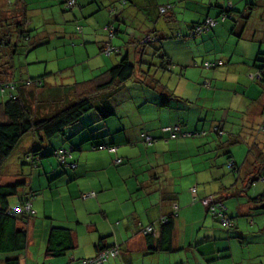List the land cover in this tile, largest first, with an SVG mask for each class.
Segmentation results:
<instances>
[{
    "label": "crops",
    "instance_id": "1",
    "mask_svg": "<svg viewBox=\"0 0 264 264\" xmlns=\"http://www.w3.org/2000/svg\"><path fill=\"white\" fill-rule=\"evenodd\" d=\"M43 1L26 0L30 29L42 26L35 33L42 45L58 39L64 45L82 41L92 49L83 54L65 49L59 56L55 51L54 69H34L39 62L26 64L30 50L9 56L0 45V82L15 85L0 90V121L9 96L19 99L33 120L82 98L92 109L63 136L48 141L23 136L2 167L0 185L24 183L8 200L11 208L36 194L32 216L17 225L27 237L19 263L79 264L102 248H115L117 255L104 264H264V210L254 201L264 192L258 178L264 169V132H259L264 83L250 77L259 67L255 59L264 58V0H77L69 14L55 8L59 0H50L54 5L43 9L53 7L52 16L69 17L62 22L42 17L36 5ZM10 5L0 0V7ZM167 5L171 9L160 14ZM110 8L116 11L112 15ZM228 8L232 20L220 21ZM206 18L217 24L189 38V29ZM107 24L115 30L110 40ZM105 43L119 52L103 55ZM124 56L134 74L126 82H111L109 70ZM59 57L75 65L62 67ZM203 62L221 65L204 69ZM27 79L41 85L27 86ZM167 126L203 134L169 139L160 131ZM142 135L153 143L146 145ZM96 144L110 145L115 153L91 150ZM75 147L80 150H71L64 163L52 153ZM33 150L42 157L30 159ZM230 160L234 170L227 167ZM207 197L223 203L232 228L223 229L208 215L201 204ZM173 212L170 235L161 242L159 221ZM149 225L153 238L140 233ZM52 227L69 231L73 245L57 258L46 254Z\"/></svg>",
    "mask_w": 264,
    "mask_h": 264
},
{
    "label": "trees",
    "instance_id": "2",
    "mask_svg": "<svg viewBox=\"0 0 264 264\" xmlns=\"http://www.w3.org/2000/svg\"><path fill=\"white\" fill-rule=\"evenodd\" d=\"M10 3L11 5L9 8L0 7V45L6 51H8L7 53H9V56H12L16 53L17 50L21 48L23 49L26 45V41L31 39L29 30L32 22H30V19H28L29 15L27 16L26 0H14ZM121 4H124V2L122 1ZM56 6H58V8L63 12L69 14L77 9V0H59ZM163 7L164 6H162L161 8ZM229 8L226 9L227 11L224 10L221 13H226L230 16ZM114 12H116L115 9L110 8L109 13L112 15L114 14ZM113 17H115V15L112 16V18ZM229 20H232L231 16ZM202 23L193 26L201 25ZM212 27H210L205 33H207ZM104 29L108 32V38L110 40L115 33L113 25L107 24ZM105 46H109L116 50V52L110 53L109 56L115 55L119 52L118 48L111 46L109 43H105L103 48L101 49V53L103 55H105L103 52ZM32 47L33 46L27 47V51ZM255 62H259V67H257L256 74H260L261 76L259 80H255L264 83V58L262 59L257 57L255 59ZM203 63L201 64L202 68H204ZM207 63L212 64L213 67L204 69H215L216 67H219L221 65V63L219 62ZM108 74L111 82L113 80H116L123 83L132 78L134 74V66L124 56L118 61L115 66L110 68ZM1 76L2 73L0 72V78ZM23 82H25V85L27 86L39 87L41 85V81L39 79H27ZM14 88L15 85H13L12 83L0 82V90L2 93L5 91V89L13 90ZM91 109V101L88 98H82L76 100L67 108H64L63 110L50 117L43 118L41 120H33L28 116L27 107L19 99L15 98L14 96H9V99L4 104H2L4 120L0 121V173L4 163L11 157L23 136L29 133L33 135L37 134L43 141H48L56 136H63L65 135L66 129L77 123L81 116L89 112ZM261 113L263 116L264 110ZM259 132L263 133L264 130H260L259 127ZM101 146L111 147L110 145L96 144L91 146V150H101ZM75 149L80 150V147L70 149L59 148L56 151H66L67 154H65L64 156L65 159V157L70 156L71 150ZM39 151L40 150L30 151L29 158L34 159L35 156L38 158L42 157V155L39 154ZM54 152L55 150L52 152L53 155H55ZM72 165H74L75 167L74 163L70 164L69 166L71 167ZM234 166L235 164L232 160H230L227 164V167L231 170H234ZM261 172L262 175H260L258 178H261L264 181V169H262ZM23 184V182L18 181L11 184L0 185V264H20L17 254L22 252L27 244L25 230L23 228H18L17 225L18 222L22 221L23 219L31 217L32 214H25L24 211L20 214H16L13 212V209H22L25 201L29 200L30 197L34 199L36 194L34 192L28 193L26 195V198L22 200L18 206L13 208H11L8 203L9 199L17 197L18 190L23 186ZM254 201L260 204V206L263 205L264 192L257 196ZM173 216H175L174 212L168 217H164L166 222L160 224L158 238L161 240V242L164 241L165 238L167 239L170 235ZM228 218L232 224V226L228 228L230 229L233 227V221L229 216ZM153 236L155 235H153L152 233L145 235V237L148 238H153ZM72 246V239L69 231L55 227L50 228L47 236L46 246V254L48 257L57 258L64 256L69 250L72 249ZM106 249L108 248H102L99 251Z\"/></svg>",
    "mask_w": 264,
    "mask_h": 264
},
{
    "label": "built area",
    "instance_id": "3",
    "mask_svg": "<svg viewBox=\"0 0 264 264\" xmlns=\"http://www.w3.org/2000/svg\"><path fill=\"white\" fill-rule=\"evenodd\" d=\"M170 8H171L170 5H167L163 8H160V14H164ZM229 18H230L229 14H226V13H221L219 16L220 21H226V20H229ZM215 24H216V20L211 19V18H207L201 25L193 26L188 33V37L189 38L197 37L198 35L205 33L210 27L214 26ZM177 37H180V34H177ZM147 40H148V38H147ZM103 52L105 55L109 56L110 53L116 52V50L109 47V46H105L103 49ZM203 67L204 68H211V67H213V65L205 62V63H203ZM250 77L252 79L254 78L256 80H259L261 76H260V74H255L254 76H250ZM263 116H264V113H263ZM260 130H264V125L260 126ZM160 131L163 134H167L169 139L199 137L203 134V133H196V132H192V133H186L185 132L184 133V132H181V130L178 126L163 127L160 129ZM213 132L217 133L219 136H221L223 134L217 128H214ZM142 139L146 145H150L154 141V139H152L151 137H149L147 135H142ZM100 149H106L110 153H113V154L115 153V148L112 146L111 147L101 146ZM54 154L56 155L58 160L61 163H63L64 156H65V154H67V152L66 151H55ZM120 163H121V160L119 158H115L113 160L114 165H119ZM71 167H74V165H72ZM190 192L194 196L195 195V188L192 187L190 189ZM92 196H93V194H91V193L84 195V197H92ZM32 200H33V198L30 197L29 200L25 201L22 209L21 208L13 209V212L16 214H20L21 212L24 211L25 214H32V210H31V201ZM201 204L205 208L206 212L219 222L221 227L228 229L229 227L232 226L231 221L229 220V218L226 214V208L224 207L223 203L220 200L214 199L213 197H207V198H204L201 200ZM175 210H176V207H174V212H175ZM165 222H166V220L164 218H162L159 221V224H163ZM140 233L143 236L151 234V233L153 235H155L154 228L150 225L146 226V227H141ZM117 253H118V251L115 248L101 250L96 254L95 257L82 260V261H80L79 264H104L109 258L115 257L117 255Z\"/></svg>",
    "mask_w": 264,
    "mask_h": 264
},
{
    "label": "rangeland",
    "instance_id": "4",
    "mask_svg": "<svg viewBox=\"0 0 264 264\" xmlns=\"http://www.w3.org/2000/svg\"><path fill=\"white\" fill-rule=\"evenodd\" d=\"M8 1L13 2L14 0H8ZM51 4L54 5V3H50V0H46V1L44 0L43 2L36 5V6H39L41 8L42 17L44 19L50 18V20H51L52 18H54L56 20H60L61 22H62V20L64 21V19H66V20L69 19V17L65 16V15H64L65 18H62V19L58 15L52 16V15H55V13H56V10L53 9V7L51 9L49 7H47L46 9H43V8H45L44 6H48ZM36 6H33V8H39ZM55 8H58V6H56ZM30 20L32 21V19H30ZM44 29L46 30L45 26H44ZM29 31H30V38L31 39L26 41V43H25L26 45L23 49L21 48L19 50L22 51L21 53L23 54V50H24V52H26L27 47L33 46L27 54L26 64H29L31 62L35 63L34 60L36 62H39L37 64H33L34 69H37L39 67V65H40V67L47 66L48 68L54 69L56 67V58H54L55 57V51H57V55L59 56L63 53V50H65V49H67L68 52L72 51V49H74V48H75V50L80 49L81 54H83L82 51L84 50V48L92 49V45H88V44L84 45L82 43V41L77 42V43L75 41H73V42L67 41V45H64V43L60 42V40H58V39L57 40H51L49 43H47V44L45 43L46 45H44V42H43V45H42V43H41L42 41L37 40L39 36L37 34H35V33H39L40 31H42V26L39 25L36 30L30 29ZM77 45H79V46H77ZM19 57H20L19 54L15 55V57H14L15 62H16L17 58H19ZM21 57H23V56H21ZM58 59L60 62L59 65L62 67L63 66H70L71 64L75 65L72 63V61L70 59L65 60V59H60V57ZM47 61H49V62H47ZM41 62H43V63H41ZM33 65H30L29 68L32 67ZM76 68H80V67H78V65H77ZM238 107H239V104L237 106H235V108H238ZM239 112L242 113L243 111L241 110ZM261 125L263 126L264 124L262 123ZM27 141H28V137H25L23 144L26 143ZM23 144H22V147L25 148L26 145H23ZM237 165L239 166L238 163H237ZM262 186H260L258 188H262ZM189 191H190V189H189Z\"/></svg>",
    "mask_w": 264,
    "mask_h": 264
},
{
    "label": "water",
    "instance_id": "5",
    "mask_svg": "<svg viewBox=\"0 0 264 264\" xmlns=\"http://www.w3.org/2000/svg\"><path fill=\"white\" fill-rule=\"evenodd\" d=\"M260 209L261 210H264V204L260 206Z\"/></svg>",
    "mask_w": 264,
    "mask_h": 264
}]
</instances>
